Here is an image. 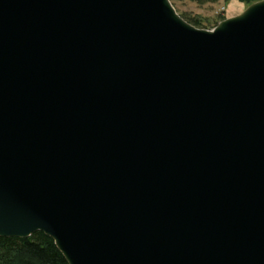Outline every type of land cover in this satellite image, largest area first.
<instances>
[{
    "label": "water",
    "instance_id": "water-1",
    "mask_svg": "<svg viewBox=\"0 0 264 264\" xmlns=\"http://www.w3.org/2000/svg\"><path fill=\"white\" fill-rule=\"evenodd\" d=\"M68 264H264V0L213 30L170 0H0V238Z\"/></svg>",
    "mask_w": 264,
    "mask_h": 264
},
{
    "label": "trees",
    "instance_id": "trees-1",
    "mask_svg": "<svg viewBox=\"0 0 264 264\" xmlns=\"http://www.w3.org/2000/svg\"><path fill=\"white\" fill-rule=\"evenodd\" d=\"M184 1V0H172ZM199 4H217L222 0H194ZM225 3L234 0H223ZM252 2L256 0H235ZM222 16H219L221 19ZM0 264H68L55 241L43 232L29 238H0Z\"/></svg>",
    "mask_w": 264,
    "mask_h": 264
},
{
    "label": "rangeland",
    "instance_id": "rangeland-1",
    "mask_svg": "<svg viewBox=\"0 0 264 264\" xmlns=\"http://www.w3.org/2000/svg\"><path fill=\"white\" fill-rule=\"evenodd\" d=\"M177 13L189 24L201 30H213L219 23L241 15L251 5L263 0L250 3L232 1L225 3L223 0L215 5L199 4L194 0L172 1ZM219 16H222L219 19Z\"/></svg>",
    "mask_w": 264,
    "mask_h": 264
},
{
    "label": "crops",
    "instance_id": "crops-1",
    "mask_svg": "<svg viewBox=\"0 0 264 264\" xmlns=\"http://www.w3.org/2000/svg\"><path fill=\"white\" fill-rule=\"evenodd\" d=\"M235 1V0H234Z\"/></svg>",
    "mask_w": 264,
    "mask_h": 264
}]
</instances>
